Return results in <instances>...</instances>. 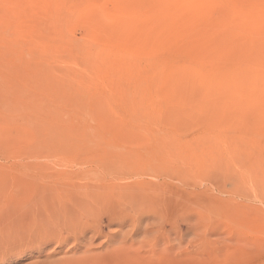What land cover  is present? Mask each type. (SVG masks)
Segmentation results:
<instances>
[{"label":"rangeland","instance_id":"1","mask_svg":"<svg viewBox=\"0 0 264 264\" xmlns=\"http://www.w3.org/2000/svg\"><path fill=\"white\" fill-rule=\"evenodd\" d=\"M4 208L0 264H264V0H0Z\"/></svg>","mask_w":264,"mask_h":264},{"label":"bare ground","instance_id":"2","mask_svg":"<svg viewBox=\"0 0 264 264\" xmlns=\"http://www.w3.org/2000/svg\"><path fill=\"white\" fill-rule=\"evenodd\" d=\"M52 192H53V195H52L53 199L52 200H54L56 202L57 206H54V208H49V209H45L42 211H40L39 209L38 210L35 209V210H33V213L35 215H38V217L40 216V214L43 217L45 216L44 221L48 220L51 224L53 223L55 225L56 231L59 235L62 234V231L66 230L68 234L62 240L63 243H65L69 240H73L75 242V244L78 246L79 242L84 238L85 234H84V230L82 228H80L81 230H79L76 227L77 226L76 223L72 224V217L75 214H77L78 216H82L83 215L82 212H85V214L92 213V211L95 208L93 205L94 201L91 198V194H93V193L91 191H70L69 193L67 191H60V192L59 191H52ZM95 192L100 193V194H101V192L103 193V191H95ZM17 212L18 211L11 212L9 209L4 208L2 211H0V223H1V221H5V220L8 221V224L9 223L15 224V222L20 221V220L25 222V217L23 215H18L20 219L16 216L15 213H17ZM9 213H11V214H9ZM62 220H63V225H62ZM44 221H43V218H39L37 220V222L41 226L44 225ZM5 224H2V225H5ZM5 230H6V228H5ZM0 232H1V229H0ZM57 233H56L55 237L53 236V234L50 236H52L54 238L55 242H58L60 245L61 242H60V239L57 238ZM7 234H5V236ZM11 238H14V240H13V242L10 241L9 244H10V247L13 248V246L15 245V241H16V234L14 233ZM86 252H88V251H86ZM82 260L83 259H79V260L76 259V261L73 260L72 262H68L67 264H71V263L72 264H76V263L81 264ZM69 261H71V260H69Z\"/></svg>","mask_w":264,"mask_h":264}]
</instances>
